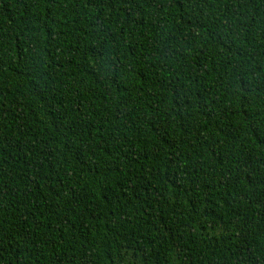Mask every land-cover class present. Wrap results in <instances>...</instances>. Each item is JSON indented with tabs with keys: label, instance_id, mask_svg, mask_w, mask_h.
I'll return each instance as SVG.
<instances>
[{
	"label": "trees",
	"instance_id": "obj_1",
	"mask_svg": "<svg viewBox=\"0 0 264 264\" xmlns=\"http://www.w3.org/2000/svg\"><path fill=\"white\" fill-rule=\"evenodd\" d=\"M0 264H264V0H0Z\"/></svg>",
	"mask_w": 264,
	"mask_h": 264
}]
</instances>
